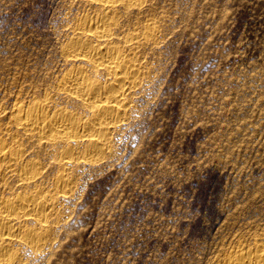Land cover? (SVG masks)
<instances>
[{
    "label": "rangeland",
    "instance_id": "374dc122",
    "mask_svg": "<svg viewBox=\"0 0 264 264\" xmlns=\"http://www.w3.org/2000/svg\"><path fill=\"white\" fill-rule=\"evenodd\" d=\"M92 9L0 0V146L22 152L17 169L0 173V200L41 189V201L58 203L45 246L12 244L17 264H226L240 248L264 247V0H147L121 12L115 42L126 46L149 25L159 35L138 44L144 73L126 118L102 158L85 163L84 138L51 144L21 132L15 117L38 101L49 116L91 117L59 80L84 65L64 47ZM99 71L91 73L103 81ZM23 163L39 172L34 180L19 177ZM60 170L71 180L66 192Z\"/></svg>",
    "mask_w": 264,
    "mask_h": 264
},
{
    "label": "bare ground",
    "instance_id": "6f19581e",
    "mask_svg": "<svg viewBox=\"0 0 264 264\" xmlns=\"http://www.w3.org/2000/svg\"><path fill=\"white\" fill-rule=\"evenodd\" d=\"M80 1L85 3L88 8H93L94 11L91 14L85 13L77 17L64 48L67 57L84 65L82 67L77 66L78 68L74 67L66 74L64 73L62 79H58L60 81L59 88L63 91H58L66 92L65 96L69 95L70 98L77 99L83 106L90 108L89 110L92 111L91 117L85 119L80 114L64 111L49 116V113H46L47 104L38 101L39 103H33V105L26 108L25 106H17L15 118L16 123L22 128L21 132L25 131L30 135L35 134L40 140L47 139L51 144L56 145L59 142H64L72 145L78 142L80 138H84V142L82 140L80 142L84 143L85 151L82 150L83 153L80 152V156L86 163V161L95 162L100 160L102 155L107 152L109 133L119 127L126 118L131 95L140 80H142L141 76L144 73L143 64L145 62L141 66L142 60L135 57V50L138 48V44H144L145 47V44L155 41L159 33L157 27L149 25L145 30L143 29L144 31L140 28V32L129 35L128 40L131 43L126 46L113 40L115 38H113V34H116L114 28L117 27L120 13L132 7H141L147 0ZM125 31L122 34H125ZM127 51L132 55H128ZM99 70H104L109 75L108 79V75L104 79H107L106 81H100L95 78L97 76H93L95 74L91 73L92 71H95V73H97L96 71L100 72ZM25 133L23 134L25 135ZM18 147L8 148V150L4 146H0V173L5 174L7 169L10 171L13 170V167L17 169L16 162L22 154L21 148ZM72 148L69 146L68 149H65L66 152L64 153L66 155L63 159L61 158L60 166L64 170L71 169L73 161V156L71 157L73 155ZM4 161L7 162L6 170H2L1 164ZM19 167L20 175L15 171L19 177L21 176V178L28 181L34 180L36 173H39L31 165L25 164ZM64 170L62 172L60 170L61 173L56 181L57 188L66 192L71 180L67 176L68 173H64ZM37 176L39 177V175ZM9 177L11 178V176ZM42 192L43 190L38 189L28 195H17V193L16 196L2 197V200H0V264L20 263L22 259H20L21 256L14 248L15 246H12L14 243L16 245L25 244L32 248H42L47 244L52 228L48 225L49 218L58 203L41 201L39 198ZM30 220L39 224V227L27 226L26 223ZM226 264H264V247H257L256 250L240 248L228 257Z\"/></svg>",
    "mask_w": 264,
    "mask_h": 264
}]
</instances>
